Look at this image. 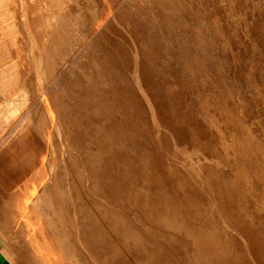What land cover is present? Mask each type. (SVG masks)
<instances>
[{
  "label": "rangeland",
  "instance_id": "1",
  "mask_svg": "<svg viewBox=\"0 0 264 264\" xmlns=\"http://www.w3.org/2000/svg\"><path fill=\"white\" fill-rule=\"evenodd\" d=\"M50 6L22 41L38 75L14 98L31 105L25 123L50 163L52 194L68 195L56 222L73 259L199 264L189 229L174 224L184 215L230 240L228 264H264L252 253L264 249V0ZM231 173L242 192L227 208L218 185ZM97 226L109 237L107 262L92 245H104Z\"/></svg>",
  "mask_w": 264,
  "mask_h": 264
},
{
  "label": "crops",
  "instance_id": "2",
  "mask_svg": "<svg viewBox=\"0 0 264 264\" xmlns=\"http://www.w3.org/2000/svg\"><path fill=\"white\" fill-rule=\"evenodd\" d=\"M51 2L0 0V264H78L56 222L68 195L52 194V180L45 177L50 163L25 123L31 105L14 98L32 90L26 79L38 75L29 67L36 54H27L22 41L42 25L41 12L52 10Z\"/></svg>",
  "mask_w": 264,
  "mask_h": 264
},
{
  "label": "bare ground",
  "instance_id": "3",
  "mask_svg": "<svg viewBox=\"0 0 264 264\" xmlns=\"http://www.w3.org/2000/svg\"><path fill=\"white\" fill-rule=\"evenodd\" d=\"M235 152H237L236 149L233 150V155L235 154ZM222 175H225V174H222ZM242 175L243 174H240V176H242ZM220 181H221V182H219L220 185H218L219 188L217 187L218 188V192H219L218 200H220V201L226 200L223 205L227 206V208H230V206L234 207L232 205V203H231L232 201H230V200L233 199L234 194H235V197L238 199L240 197V195H241V192H242L240 189H236L237 187L234 186V184L238 182L237 176H235L234 173H231L230 174V179L227 182L228 185L224 184V180H222V178H221ZM252 184L253 183H251V185H249V187H252ZM263 191H264V188H263V190L261 192H263ZM167 193L168 192L166 191L164 193V195H166ZM262 198L263 197L259 196V194H258V196L257 195L254 196V199H257L256 201H259V202H260V200H261V202L263 201ZM188 200H191V199H188ZM166 211H168V210H166ZM181 213H183V211H181ZM91 219H94V218H91ZM163 219H164L165 225L170 227V225L168 224V221H166L167 217L164 216ZM189 219H190V216H189ZM176 222L174 224H175L177 230L180 229L182 231V230L186 229V227H187V229H189L190 241L192 242V246H193V249H194V254H193L194 257L193 258H195V260L198 259L199 264H228V262L226 261V259L224 257V250H223V247L225 245H227V246L229 245L228 241H230V240L227 237L226 238L223 237L222 239L219 240V236H213L212 237V235H211L209 237L208 234L206 235V232L204 230H202L201 228L197 229V227H196V229H193L191 226L196 225L195 222H193L192 219H190V222H188V219H186V217L184 215H180L179 222H177V223ZM99 224H97V225H99ZM119 224H120V221H119ZM121 225H120L121 231H124L125 233H127V227L123 226V225L121 226ZM97 227H98L97 229H98V232H99L98 233V236H99L98 238L103 240L104 245L96 247L94 244H92L93 242L91 244L95 248H97V253H98L99 257L102 258L105 262H107L106 261V255H107L106 254V247H107V245L105 244V242H106V240L109 239V237H108V235L106 233L107 230L105 228H102L101 226H97ZM124 227H125V230H124ZM250 230H251L252 235H254V236H257L258 234L261 233V229L255 223H252V224L250 223ZM210 233H212V232H210ZM132 234H133V236H135L137 234V231L134 230V228L132 229ZM124 237H126V234H124ZM134 243H135L134 246H136V247L141 244V243L138 244L136 242H134ZM137 248H135L134 251H137L136 250ZM255 248L253 247L252 253L255 256H257L258 259H260V257H262L264 259V249L261 248V247H257L256 249ZM73 250L75 251V248H73ZM139 252H140L139 254L143 255V254L148 253V249L143 245V247H141V250ZM71 253H72V256H74L73 255V251H71ZM115 253H116V251H115ZM142 260H144V259H142ZM144 263H146V262H144ZM106 264H108V262ZM232 264H243V263L240 262L239 260H237V261L233 260Z\"/></svg>",
  "mask_w": 264,
  "mask_h": 264
}]
</instances>
